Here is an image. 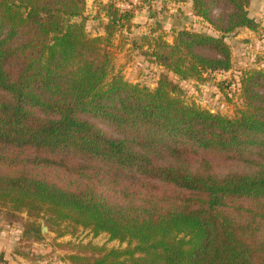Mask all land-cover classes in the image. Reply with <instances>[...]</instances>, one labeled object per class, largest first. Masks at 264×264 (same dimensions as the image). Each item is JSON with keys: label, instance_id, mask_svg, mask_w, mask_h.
Returning a JSON list of instances; mask_svg holds the SVG:
<instances>
[{"label": "trees", "instance_id": "16d2710c", "mask_svg": "<svg viewBox=\"0 0 264 264\" xmlns=\"http://www.w3.org/2000/svg\"><path fill=\"white\" fill-rule=\"evenodd\" d=\"M191 1L221 36L150 40L168 73L151 89L115 73L130 12L105 4V35L92 37L87 0H0V214L35 219L18 256L45 222L60 237L83 228L126 244H81L67 264H264V68L243 72L233 118L187 104L169 77L228 73L225 35L264 27L252 0Z\"/></svg>", "mask_w": 264, "mask_h": 264}, {"label": "rangeland", "instance_id": "374dc122", "mask_svg": "<svg viewBox=\"0 0 264 264\" xmlns=\"http://www.w3.org/2000/svg\"><path fill=\"white\" fill-rule=\"evenodd\" d=\"M105 4H114L121 13L133 14L129 29L125 21L124 27L113 38L111 50L115 55V73L123 75L131 83L151 89L156 88L162 73H168L149 58L150 40L161 37L171 43L175 33L181 29L221 36L194 15L191 0H87L84 17L87 32L92 37L105 35V24L108 21L106 12L102 9ZM252 4L253 13L257 15L261 27H264V0H252ZM261 31L245 30L225 35L233 61V68L228 73L207 75L202 82H180L173 74H169L174 82L180 84L184 101L187 104L195 103L212 113L235 117L244 107L240 83L243 72L249 68H264V34ZM28 220L35 219H29L25 214L16 217L5 212L0 214V227L5 228L7 235L9 234L7 236L5 231H0V243L5 242L8 252L3 264H67L66 257L76 252L77 246L90 242L107 249L126 247V244L111 241L106 234L94 238L90 230L83 228H79L75 234L60 237L56 232L57 228L51 230L48 224L42 222L48 228L47 236L34 244L29 259L22 258L15 251L19 245L16 233L22 231L21 225ZM13 226L19 230H15ZM29 250L24 249L26 253Z\"/></svg>", "mask_w": 264, "mask_h": 264}, {"label": "crops", "instance_id": "0c3cea01", "mask_svg": "<svg viewBox=\"0 0 264 264\" xmlns=\"http://www.w3.org/2000/svg\"><path fill=\"white\" fill-rule=\"evenodd\" d=\"M249 11H250V15H251V17L258 19L257 15L253 13V11H254V7H253L252 2H251V5H250V8H249ZM245 30H246V31H249L248 29H241V30L238 31L237 33H239V32L242 33V32H244ZM261 33L264 34V31L262 30ZM263 38H264V35H263ZM13 228H14L15 230H17V231L19 230V229L15 228L14 226H13ZM0 231H1V232H4V231H5V233H6L5 228H1V227H0ZM19 231H20V230H19ZM19 231H18V233H16V234H17L18 237L20 238V234H21V232L19 233ZM7 233H8V232H7ZM7 233H6V235H7ZM8 235H9V234H8ZM8 235H7V236H8ZM19 238H18V240H19ZM5 248H6V246H5V242H1V243H0V255H3L4 258H5V256H7L6 253H8L7 250H6ZM12 256H14V254H12Z\"/></svg>", "mask_w": 264, "mask_h": 264}, {"label": "water", "instance_id": "95a60500", "mask_svg": "<svg viewBox=\"0 0 264 264\" xmlns=\"http://www.w3.org/2000/svg\"><path fill=\"white\" fill-rule=\"evenodd\" d=\"M47 231H48V228L43 224L42 225V233H43V236H47Z\"/></svg>", "mask_w": 264, "mask_h": 264}, {"label": "built area", "instance_id": "2783aa9c", "mask_svg": "<svg viewBox=\"0 0 264 264\" xmlns=\"http://www.w3.org/2000/svg\"><path fill=\"white\" fill-rule=\"evenodd\" d=\"M135 3H136V1H135Z\"/></svg>", "mask_w": 264, "mask_h": 264}]
</instances>
